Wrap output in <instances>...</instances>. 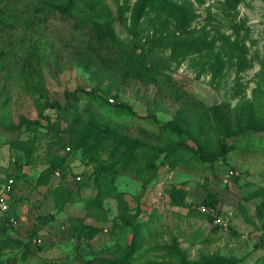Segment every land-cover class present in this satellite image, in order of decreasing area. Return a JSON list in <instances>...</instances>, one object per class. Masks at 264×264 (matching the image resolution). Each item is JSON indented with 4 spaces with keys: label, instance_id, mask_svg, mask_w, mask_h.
Masks as SVG:
<instances>
[{
    "label": "rangeland",
    "instance_id": "obj_1",
    "mask_svg": "<svg viewBox=\"0 0 264 264\" xmlns=\"http://www.w3.org/2000/svg\"><path fill=\"white\" fill-rule=\"evenodd\" d=\"M179 1H191L195 9V17L185 31L175 33L174 23L168 30L158 24L155 29L152 25L154 15H147L141 25V34L144 40L148 36L155 38L154 45L148 47L147 44L146 47L147 64L165 72L162 78L177 82L183 99L198 104L193 107L196 117L187 113L182 104L164 90L166 83L160 85L141 79L123 73L121 68L111 69L89 57L84 41L86 33L76 29L60 13L50 12L49 20L33 29L26 26L12 31L0 28V51L3 56L11 57L7 60V67L0 72V120L17 124L23 118L36 119L37 98L59 100L65 104L66 93L76 92L80 99H72L75 105L72 114L49 110L67 145L70 137L66 130L70 125L80 119H96L103 126L116 128L122 135L152 142L179 139L178 134L162 130L165 123L175 120L187 130L181 138L190 147L204 143L207 152L214 154L224 146V154L213 162L202 161L192 149H187L178 158H170L161 165L159 176L147 187L142 198L145 206L142 220L150 222V233L145 236L144 244L131 264L168 260L167 247L172 245L179 246L190 260L197 259L203 252L236 257L241 264H256L264 255V228L247 222L241 206L255 220L257 205L264 199L246 200L256 190L264 189V130L258 132L249 126V118L252 123L264 125V0H242L231 11L225 9L224 0ZM33 2L22 0L17 6L26 9V4ZM105 2L113 15L118 16L123 0ZM126 15L130 16V12ZM115 29L119 38L133 46L134 40L119 19ZM180 33V38L173 36ZM236 39L242 41L248 50L242 56L235 54L231 58L227 53L230 52L228 40ZM34 47L41 57L46 87L44 93L38 91L35 95L28 92L15 65L28 48ZM141 50L139 48L138 52ZM217 66L221 69L215 77ZM142 69L139 64L132 72ZM117 103L130 106L133 111L119 108ZM212 106L224 116L230 127V134L225 138L221 133L223 128L214 118ZM240 127H244V131L237 134ZM52 135L48 128H40L38 132L0 128V179H6L18 170L15 161L18 153L9 147L8 142L18 136H38L39 145L33 163L23 166L19 179L13 175L8 178V181L13 180L11 191L5 192L0 187V200L3 198L9 210L14 212L11 219L15 231L12 234L27 239L29 232L37 230L33 242L39 238L42 240L40 243L36 241L37 247L33 244L35 252L24 264L80 262L74 245L65 234L71 218H80L85 224H95L103 229V234L92 244L95 249L82 250L84 260L114 254L115 248L109 250L107 246L114 243L111 228L117 215L116 198L104 201L100 209L88 211L85 202L96 194L95 185L90 182L74 202L68 203L64 212H58L48 188L38 186V176L47 165V148ZM58 152L67 154L63 149ZM143 154L144 157L148 155ZM117 158L118 152L112 151L111 144L102 147V160L110 163ZM68 161L71 165L68 181H73L74 174L91 169L76 154H68ZM61 181V178L54 179L53 187ZM74 184L68 187L73 188ZM116 184L129 205L136 208L135 196L140 194L142 182L121 168L117 171ZM174 185L187 189V200L195 206L194 210L201 209L209 192L218 193L227 225L215 232L211 228L216 223L192 215L189 207L174 206L167 192ZM15 197L18 202L12 203ZM152 212L157 215L153 222L150 221ZM48 213L56 214L55 219L37 226L36 216ZM20 254V250H7L0 257V264H18Z\"/></svg>",
    "mask_w": 264,
    "mask_h": 264
},
{
    "label": "trees",
    "instance_id": "obj_2",
    "mask_svg": "<svg viewBox=\"0 0 264 264\" xmlns=\"http://www.w3.org/2000/svg\"><path fill=\"white\" fill-rule=\"evenodd\" d=\"M21 1L0 0V28L12 31L19 26H26L33 29L48 21L50 12L60 13L63 19L71 21L76 29L86 33L84 41L89 57L95 58L96 61L111 69L117 70L121 68L123 73L134 74L138 78L148 79L160 85L166 83L164 90L180 102L187 113L196 117L197 113L193 110V107L198 104L193 100L183 99L180 85L177 82L162 78L161 76L165 72L158 67L147 64L148 51L146 47L147 44L148 47L154 45L155 38L148 36L144 40L141 34V25L147 15H154L155 22L152 25H154L155 29V24H158V26L168 30L171 23H174L175 33L178 34L185 31L195 17L194 4L191 1L135 0L132 3V0H123V4L120 5L118 10V16L113 15L105 0H34L31 5L26 4V9H20L17 4ZM241 1L224 0L223 4L226 10L231 11L236 9ZM127 12H130V16L126 15ZM25 15L27 16L26 18H20ZM117 19L120 20V23L124 25L128 34L134 40L133 46H129L125 40L118 37L115 29ZM177 34L173 36L180 38L181 33L179 36ZM228 44L230 52L227 53L230 54L231 58L235 54L242 56L248 50L247 46L239 39L228 40ZM139 48H142V50L138 52ZM10 58L9 55L3 56L0 51V72L7 67V60ZM40 64L41 57L36 47L28 48L25 55L15 64L19 70L21 81L28 92L33 95L38 91L44 93L46 90ZM139 64L143 66V69L135 70L137 73L132 72ZM262 64L264 66V62ZM220 69L221 66H217L214 71L215 77ZM80 90H83V88H80ZM43 98L39 97L36 99L38 118H23L17 124L5 123L0 120V128L7 131L38 132L40 128H48L50 132H53L47 148V165L38 176V186L48 188V194L53 197L58 212H64L68 203L74 202L77 195L90 182L95 185L96 194L92 199L85 202V207L88 211L100 209L103 207L104 201L109 198L114 197L117 200V215L113 219L111 228L114 243H109V246H107V248L110 247L109 250L115 248L112 255H104L100 259L87 258L84 260L82 250L88 248L93 251L95 248H92V244L97 237L103 234V229L95 224H85L80 218L70 219V226L65 231V234L77 251L76 258L81 260L77 264H131L136 253L142 248L145 236L150 233V222L142 220L145 208L142 198L147 187L159 176L161 165L170 158H178L187 149H192L196 157L205 162H213L225 152L223 146L219 153H209L207 152V145L204 143L196 147H190L181 138L187 130L175 120L165 123L162 126V130L163 132L171 131L178 134L180 136L179 139L152 142L146 138H132L122 135L116 128L110 125L103 126L96 119H80V121L73 123L66 130L70 137V144L67 145L66 139L53 121L49 110L72 114L75 107L72 99L78 100L80 96H77L76 92L73 94L67 92V102L65 104H62L59 100H49L47 98L43 100ZM106 101L108 102L107 99ZM117 107H126L129 111H133L130 106L124 104L117 103ZM211 109L214 110V118L219 127L223 128L221 132L223 137H227L230 134V127L226 124L224 116L219 115L215 106H212ZM250 113L249 111L248 114ZM251 121L249 118L251 123L249 126L254 130L258 132L264 130V125L259 126ZM243 131L244 127H240L237 130V134H241ZM191 137L195 140L194 135H191ZM8 144L13 151L18 153L15 158L18 170L15 173L12 172L10 176L13 175L16 179H19L22 175L23 166L31 165L36 157L39 145L38 136H18L9 141ZM108 144H111L112 151L118 152L119 155V158L110 163L101 159V149ZM67 147H70L67 154L64 155L58 152V149L66 151ZM143 152L148 155L144 157ZM68 154H76L80 161L87 166L90 165L91 169L89 168L81 174H74L73 181H68V175L71 171ZM118 166L127 172H131L137 180L142 182L141 192L135 196L137 200L136 208H132L129 205L125 194L117 188V171L121 169ZM57 171H60L59 177L55 175ZM10 176L6 179L1 178L0 182H8ZM77 176H81V179L78 180ZM57 178L62 179L61 184L53 187V181ZM73 182H75L73 188L68 187ZM3 185L0 184V187L3 188ZM167 192L174 206L189 207L192 215L203 216L211 224L215 223L217 216L225 215L222 208V200L216 192H209L202 202L203 205L212 211L211 213L203 212L201 209L194 210L195 206L187 200V189L181 185H174L167 189ZM256 197L264 198V189L256 190L247 196L246 200ZM17 202L18 198L15 197L12 203ZM241 209L249 222H253L255 225L258 224L249 219L243 206H241ZM150 215V221H155L157 215L153 212ZM11 217L14 218V212L9 209L0 214V257L7 250H20V263L18 264H24L35 252L34 243L37 247L38 243L36 241L38 239L33 242L37 230L29 232L27 239L21 236H14L12 232L15 231V228ZM55 217L56 214L54 213L39 214L36 216L37 226L39 224H47L54 220ZM257 217L261 227L264 228V221H262L264 217V199L257 205ZM220 227H223V225L215 224L211 230L217 232ZM262 240L264 241V234L262 235ZM167 249L169 250V259L153 262L152 264H241L238 258L219 253L202 252L197 259L190 260L177 245L168 246ZM257 263L264 264V255L260 257Z\"/></svg>",
    "mask_w": 264,
    "mask_h": 264
},
{
    "label": "built area",
    "instance_id": "obj_3",
    "mask_svg": "<svg viewBox=\"0 0 264 264\" xmlns=\"http://www.w3.org/2000/svg\"><path fill=\"white\" fill-rule=\"evenodd\" d=\"M69 150H70V147H67L66 148V151H69ZM55 175L57 177H59L60 176V171H57L55 173ZM77 179L78 180L81 179V176H77ZM12 183H13V180L12 179H9V181L3 185V188H2L3 191H5V192L6 191L7 192L11 191V189H12ZM8 209H9V207H8L7 203L4 201L3 198H1V200H0V212H1V214L4 213V212H6ZM201 210L203 212H206V213H211L212 212L207 206H205L203 204L201 205ZM229 214L232 215V212H230ZM215 223L216 224H220V225H227L226 215H224V216H221V215L220 216H217L215 218ZM41 241L42 240L39 238L37 242L40 243Z\"/></svg>",
    "mask_w": 264,
    "mask_h": 264
},
{
    "label": "crops",
    "instance_id": "obj_4",
    "mask_svg": "<svg viewBox=\"0 0 264 264\" xmlns=\"http://www.w3.org/2000/svg\"><path fill=\"white\" fill-rule=\"evenodd\" d=\"M256 198H260V197H256ZM255 199V198H254ZM250 200H252V199H250ZM249 200V201H250ZM245 209V208H244ZM245 211L247 212V214H248V211L245 209ZM248 217H249V219H251L252 221H255V222H257L258 223V225H260V223H259V219H258V217L257 218H255V220H253L250 216H249V214H248ZM245 220L247 221V222H249L246 218H245ZM262 221H264V217H263V219H262ZM249 223H251V224H253L254 225V223L253 222H249Z\"/></svg>",
    "mask_w": 264,
    "mask_h": 264
}]
</instances>
